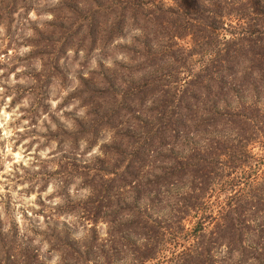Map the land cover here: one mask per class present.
Wrapping results in <instances>:
<instances>
[{
	"label": "trees",
	"instance_id": "trees-1",
	"mask_svg": "<svg viewBox=\"0 0 264 264\" xmlns=\"http://www.w3.org/2000/svg\"><path fill=\"white\" fill-rule=\"evenodd\" d=\"M168 1L129 0L125 11L127 0H118L116 21L101 34L94 31L98 15L86 17L89 49L133 32L115 46L141 67L135 70L144 79L135 86L138 93L154 96L142 146L146 155L162 154L146 176L138 169L131 179L118 174L136 194L146 187L138 197L143 206L133 212L135 206H120L114 212L125 210V221L113 220L100 242L66 243L78 256L64 255L56 264H264V202L245 192L253 181L264 186V149L257 155L248 148L255 141L264 145V0ZM157 92L162 98L154 104ZM217 128L242 136L245 148L237 159L243 175L233 172L235 158L223 165L201 152L199 143ZM178 142L190 150L178 153ZM134 161L135 167L146 162ZM11 247L7 242L3 253L8 264H43L24 249L15 261Z\"/></svg>",
	"mask_w": 264,
	"mask_h": 264
},
{
	"label": "rangeland",
	"instance_id": "rangeland-1",
	"mask_svg": "<svg viewBox=\"0 0 264 264\" xmlns=\"http://www.w3.org/2000/svg\"><path fill=\"white\" fill-rule=\"evenodd\" d=\"M117 2L0 0V264H8L3 254L7 242L15 261L21 249L36 252L43 264H56L64 255L77 257L66 243L100 242L113 220L129 217L125 210L114 211L125 204L135 206L130 212L143 206L138 197L146 187L136 194L118 175L125 172L131 179L130 172L138 169L146 176L155 156L162 154L146 155L142 146L150 136L147 107L154 96L138 93L135 86L144 79L135 70L141 67L115 46L126 43L133 32L105 50L99 43L89 49L85 37L87 15H98L94 31L101 34V27L108 29L116 21ZM155 95L154 104L162 98ZM152 113L161 114L158 109ZM206 136L198 142L201 152L223 165L235 158L239 165L233 172L243 175L245 167L237 159L245 148L242 136L226 128ZM178 145V153L190 150L187 143ZM248 148L259 155L264 145L255 141ZM139 158L146 162L135 167ZM181 190L171 186L172 192ZM246 190L248 197L264 202L263 185L258 189L253 181Z\"/></svg>",
	"mask_w": 264,
	"mask_h": 264
}]
</instances>
